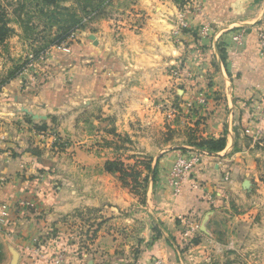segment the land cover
Listing matches in <instances>:
<instances>
[{
    "label": "crops",
    "instance_id": "crops-1",
    "mask_svg": "<svg viewBox=\"0 0 264 264\" xmlns=\"http://www.w3.org/2000/svg\"><path fill=\"white\" fill-rule=\"evenodd\" d=\"M196 2L187 15L189 28L175 35L178 1L112 0L106 7L115 9L108 11L112 15L91 24L96 33L82 34L67 53L52 52L53 65L62 70L58 77L55 73L34 94L16 79L0 89V207H9L0 231V264L12 249L17 264H52L48 258L55 251L65 252L66 264H177L181 243L202 241L185 253L212 243L217 218L250 196L244 181L260 187L264 58L258 33L264 32V0ZM203 26L210 31L200 38ZM236 31L243 34L239 48L231 40ZM175 70L178 77L171 74ZM198 96L205 104H198ZM49 114L61 118L77 141L69 161L66 153L48 147V138L38 136V148L29 151L36 142L29 128L47 125ZM177 118L193 129V140L224 137L225 148L218 153L190 144L156 148L155 180L150 177L142 202L128 196L116 173L97 164L95 146L82 148L101 134L111 140L112 125L115 135L140 141L144 126L156 132ZM66 130L58 131L63 137ZM192 153L199 162L174 194L169 170L177 156ZM180 218L198 225L187 242ZM33 238L39 242L33 244Z\"/></svg>",
    "mask_w": 264,
    "mask_h": 264
},
{
    "label": "rangeland",
    "instance_id": "rangeland-1",
    "mask_svg": "<svg viewBox=\"0 0 264 264\" xmlns=\"http://www.w3.org/2000/svg\"><path fill=\"white\" fill-rule=\"evenodd\" d=\"M58 1L59 6L67 7L73 12L76 17L75 21L80 20V26L62 42L67 44L68 47L78 43L82 34L90 32L93 35L96 33L91 24L109 16L111 14L108 12L109 10H115L114 8H106L112 0H105V7L100 8L98 6L104 0ZM38 3L37 0H0V4L7 11L10 20L9 27L14 31L12 36L6 39L3 44H0V84L8 79L10 73L15 71L16 75L13 79L19 81L20 85L27 87L28 91H32L33 94L34 90H38L39 87L49 83L57 70L62 73V70L56 69L58 67L56 63L53 65L55 59L53 53L50 52L46 58H40L45 51L52 47L43 50L46 40L49 38L47 24L53 21L39 14L41 7ZM22 6L25 8L20 10ZM116 14L119 15L118 12ZM58 20L62 23L68 18L59 16ZM56 76L58 77L59 74L56 73ZM173 99L178 101V97ZM160 100L162 101V99ZM65 115L69 114L66 113ZM47 117V125H33L34 129L29 128L33 139L36 137V142L32 141L29 144V151L34 152L38 148L39 136L42 137L41 139L48 138L47 144L51 150L66 153V161L71 160L74 145L77 144V141H73L72 135L67 133L68 130L66 129L69 126H62L61 123L64 124V121L59 117L57 118L56 115L49 114ZM87 121V116H85L84 122L86 124L82 130L85 134L83 135H87ZM184 122L182 123L178 118L171 120L169 124L165 121V125H161V128L156 132L155 130L152 132L150 127L144 126L143 139L140 141L131 140L125 135H115L114 130L117 128L112 125L108 129L112 131L111 140L105 139L102 137L104 135L101 134L94 144L85 142L82 148L86 152L95 146L97 148L95 153L99 155L96 157L97 164H103L104 170L107 163H113L115 167L117 166L122 172L114 173L118 175L117 180L121 185L127 188L128 196L131 197L132 195L142 202L146 196L145 192L151 177V170L157 161L156 148L162 150L167 149L166 147L169 146H180L192 142V134L189 130L193 129H189ZM18 127L21 129L20 126ZM38 128H43V130ZM58 130H66L63 137ZM248 134L251 136L250 133ZM41 139L39 143H42ZM105 147L107 148L106 151H104ZM258 159L256 177H261L258 179L261 183L259 184L260 187L256 186L258 183H254L253 187L248 184L247 189L250 191V196L240 199L241 205L236 210L221 214L217 218L212 229V243L204 241L203 247L192 253L184 252L192 245L188 247L189 243H181V260L177 264H264V157ZM257 178L253 180L256 181ZM24 205L32 207L29 203H24ZM197 239L198 244L194 246H199L202 243L201 239ZM208 244L212 245L211 248L205 249ZM12 251L15 250L12 249L11 252H6V264L12 262ZM56 252L51 253V255L56 254ZM63 253L65 255V252ZM43 254L38 255L43 256Z\"/></svg>",
    "mask_w": 264,
    "mask_h": 264
},
{
    "label": "built area",
    "instance_id": "built-area-1",
    "mask_svg": "<svg viewBox=\"0 0 264 264\" xmlns=\"http://www.w3.org/2000/svg\"><path fill=\"white\" fill-rule=\"evenodd\" d=\"M172 2L182 1V4L179 5L176 3L178 7L177 13V29L174 31L175 35H178L181 29L189 28V19L187 15H192L195 6L197 5L196 0H171ZM210 28L209 26H203L200 31V38H205L209 34ZM231 40L233 42L234 48H239L243 45V34L241 31H236L232 34ZM258 48L260 55L264 58V32L258 33ZM53 51H61L67 53L69 51V47L65 43H61L58 45L52 46L50 49L45 51L41 55L42 58H46V56ZM179 70L172 71L171 74L175 77H178ZM264 89V85H263ZM198 104H205V98L203 96H198L196 98ZM48 136V134H47ZM200 156L197 153L192 154H184L176 157L173 165L168 173L167 183L173 189L174 194L178 193V190L181 187L182 182L187 178L191 170L195 167V165L199 162ZM9 220V207L7 205H2L0 207V231H2ZM180 221L185 226V231L182 234V238L185 242L191 239L194 236V233L198 231V225L195 221L188 218H180ZM39 240L37 238H33L32 243L36 244ZM37 252L38 250H34ZM44 258L43 256H41ZM52 264H66L67 261L65 259V255L62 251H57L56 254L50 255L49 258ZM150 264H161L159 260L152 261Z\"/></svg>",
    "mask_w": 264,
    "mask_h": 264
},
{
    "label": "trees",
    "instance_id": "trees-1",
    "mask_svg": "<svg viewBox=\"0 0 264 264\" xmlns=\"http://www.w3.org/2000/svg\"><path fill=\"white\" fill-rule=\"evenodd\" d=\"M39 1L38 5L41 7L39 10V14L41 16H45L46 18H49L51 21L50 24H47V30L49 33V38L46 40V43L43 47V50L48 49L51 46L61 44L64 42L73 31H75L80 26V20L75 21V15L71 10L64 6H59L58 0H37ZM105 0L104 2H101L98 6V8L104 6L105 7ZM37 6V5H36ZM25 8L24 6L21 7L20 10H23ZM59 16H66L68 20L60 23L58 20ZM10 20L8 18L7 11L4 6L0 4V44H3L6 39H8L10 36L13 35L14 31L12 28L9 27ZM16 73L13 71L9 74L8 79L1 82L0 88L4 86L9 80L13 79L15 77ZM39 130H43V128H38ZM191 146L195 147L198 150L206 151L209 153H218L221 152L225 148L226 140L225 138H218V139H196L192 140V142L189 143ZM105 171L107 172H122L120 171L117 166L115 167L113 163H107L106 164ZM151 176L152 181L155 180L156 176V165L151 170ZM198 239L197 237H194L190 240L188 245H197ZM189 247V246H188ZM4 259L3 249L0 244V263Z\"/></svg>",
    "mask_w": 264,
    "mask_h": 264
},
{
    "label": "water",
    "instance_id": "water-1",
    "mask_svg": "<svg viewBox=\"0 0 264 264\" xmlns=\"http://www.w3.org/2000/svg\"><path fill=\"white\" fill-rule=\"evenodd\" d=\"M248 184H249L248 181H244L243 182V188L247 189ZM12 256H13V258H12L11 264H17V260H18V254H17V252L12 251Z\"/></svg>",
    "mask_w": 264,
    "mask_h": 264
}]
</instances>
